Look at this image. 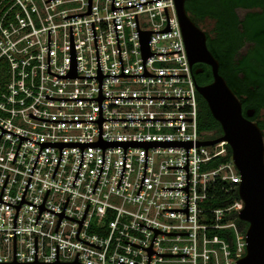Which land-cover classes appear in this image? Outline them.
Returning a JSON list of instances; mask_svg holds the SVG:
<instances>
[{"label":"built area","instance_id":"1","mask_svg":"<svg viewBox=\"0 0 264 264\" xmlns=\"http://www.w3.org/2000/svg\"><path fill=\"white\" fill-rule=\"evenodd\" d=\"M148 0H114L121 7ZM112 0H0V126L36 141H98V122H57L46 119H98V100H58L45 98L98 97V78H60L70 66V25L72 26L78 76L97 75V57L91 21L94 23L101 71L122 72L114 21L125 74L144 72L135 14L140 30H163L167 9L171 31L151 32L152 54L145 68L151 74L186 76H103V96H191V98H103L104 118H192V120H103L104 140H212V132H199L198 91L194 82L174 0H156L112 10ZM50 29V71L48 73V30ZM0 127V194L13 205L21 202L41 144L23 139L13 162L20 137L2 132ZM227 141L188 148L189 220L185 212V147H148L145 176V147H42L24 199L82 219V225L68 217L22 202L17 208L0 202V262L14 260V219L16 216V262H34L35 236L38 260L83 264H148V248L153 229L188 234L157 233L152 245L160 253L150 254V264H236L246 254V232L237 219L243 207L239 195L225 208L212 202L219 191L239 194L240 172L227 153ZM217 162V163H216ZM78 237L90 243L79 240ZM232 230L228 241L214 234ZM233 241V242H232ZM10 264V263H0ZM33 264V263H26Z\"/></svg>","mask_w":264,"mask_h":264},{"label":"water","instance_id":"2","mask_svg":"<svg viewBox=\"0 0 264 264\" xmlns=\"http://www.w3.org/2000/svg\"><path fill=\"white\" fill-rule=\"evenodd\" d=\"M47 1L49 0H45V2ZM152 1H156V0H148V1H143L139 3L121 6V7H115L114 0H112L111 8L112 10L121 9V8L131 7V6H135V5H139L143 3L152 2ZM91 2L92 0H88V11L87 12L67 15V16H64L63 18L92 13ZM174 2H175L177 14H178L179 22H180V27H181L193 79H194L193 67L195 64L206 63L211 67L212 75H213V80L211 83H208L206 85H199L197 82H195V79H194V82L196 84L198 93L206 100L214 118L220 123L222 127V131H223L221 136L215 139H212V140H202V141H198V140H104L102 138V121L103 120H192V118H104L102 116V99L103 98H191V96H103L102 95V77L103 76H186V74H151L145 68V61L149 55L169 54V53L180 51V49L170 51V52H151L150 51V33L151 32L171 31V26H170L166 7H164V9H165L166 17H167V26L163 30H140L138 26L137 14H135L136 26H137V32H138V38H139V44H140V50H141V55H142L143 68H144V72L142 74H125L124 73L115 18H113V21H114V27H115V33H116V39H117V45H118V51H119L121 69H122V72L120 74H103L102 73L93 21H91V24H92V30H93V36H94V42H95L96 57H97V75L96 76H78L77 75V58H76V50H75V44H74V38H73V32H72L71 25H70L69 72L66 74H61V75H56L55 73L51 72L50 71V29L48 30V73L56 75L60 78H98V97L57 98V97H52L46 94L45 98L58 99V100H98V119H46V118L37 117L33 115L32 113H29V116L37 118V119H41V120L57 121V122L96 121L98 122V130H99L98 141H36L31 138L8 131L0 126L2 128L1 134L4 132H9V133L15 134L20 137V141H19L16 153L14 156L13 162L15 160V157L17 155V152L19 150V147L23 139H29L31 141L41 144L40 151L42 147H58L60 149V156H59L53 177L55 176L57 167L59 165V162L62 156L63 147H80L81 148V162L79 164L74 181L72 183L73 185L76 180L77 174L79 172L81 163L83 161V149L85 147H102L103 157H102L101 169L99 171V174L96 179L92 192H94V189L96 187L97 181L99 179V176L103 168L105 147L121 146L124 148L123 169H122V173H121L120 179L117 184V188L119 186V183H120V180L123 174V170H124L126 149L128 147H135V146L145 147L144 172H143V177H142L137 195L139 193L140 187L142 185V182L145 176L148 147H185L186 148V165L185 166H168L167 168H185L186 169V180H187L186 187H165V188H162V190H186V193H187L186 209H164V210H167L170 212H185L187 214V220H189L188 148L191 146H196V145L210 146V145H214L221 141H227L228 145L231 147V150H232V160L234 161L241 175V183L239 185V195L243 201V207L241 211L239 212L238 217L239 219L248 222V228L246 230V243H247L246 254L242 256L241 258H239L236 261V264H264V140H263L262 131L256 123L248 120L243 115L242 104L239 98L236 96L235 92L230 88L225 78L220 74L219 72L220 63L207 46L206 32L202 30L191 19V17L189 16L186 10V7H185L186 0H174ZM200 71H202V69L196 70V72H200ZM40 151H39V154H40ZM39 154L37 156V159L39 157ZM37 159H36V162H37ZM36 162H35V165H36ZM34 167H33V170H34ZM33 170H32V173H33ZM31 175H30V178H31ZM8 176L6 178V181L8 179ZM30 178H29V181H30ZM6 181H5V184H6ZM28 183H27V186H28ZM5 184L3 186L2 192L4 190ZM27 186H26V189H27ZM25 191H24V194H25ZM48 191L49 189L47 190L44 200L40 205H37V204H34L32 202L25 200L24 194H23L20 204L13 205L5 200H2L1 198L2 192L0 194V202H5L7 204L15 206L17 208V213H18L19 207L22 202H26L34 206H37L39 208V213L36 218L35 224L37 223L42 210H48L55 214H58L59 221H58L55 231H57V228L59 226V223L62 217H68L72 220L79 222L80 227H81L89 204L86 207V210L84 212L82 219L77 220L75 218H72L64 214V209L66 207L69 197H67L64 207L62 211L60 212H56L54 210L46 208L44 206V202L47 197ZM17 213H16V216H17ZM16 216L14 219V260L11 262H0V263L83 264V263L77 262L79 253H77L75 261L73 262L60 261L59 255H58V245H56V261L55 262L39 261L38 260L37 236H35V260L34 262H16ZM139 224L154 230L155 235L152 239L150 246L148 248H145L137 244H134L132 242L126 241V240L125 242L148 250V264H150V254L151 253H157L162 256L189 255V254H177V253H160L152 249V245H153V242L155 240L157 233L188 234V232L166 233V232L157 230L155 228L149 227L147 225H144L142 223H139ZM80 227L78 229L76 237L79 240L90 243L78 237ZM90 244L95 245L93 243H90ZM95 246L100 247L98 245H95ZM119 262L123 264H127L121 261Z\"/></svg>","mask_w":264,"mask_h":264},{"label":"trees","instance_id":"3","mask_svg":"<svg viewBox=\"0 0 264 264\" xmlns=\"http://www.w3.org/2000/svg\"><path fill=\"white\" fill-rule=\"evenodd\" d=\"M185 7L193 21L194 14H197L201 19L210 17L220 22L224 34L220 43L215 37L214 30L207 34V46L220 63V74L225 78L233 91H236L238 88L239 93H250V100L253 95L255 99L254 103L257 101V98L262 100V90L264 89V10L249 13L242 20L236 16L234 10L238 7L264 9V0H186ZM245 39L253 41L256 44L255 49L241 60H236L235 58L243 47ZM203 67L204 73L201 76L196 75V66L193 68L194 79L200 85L213 80L211 67L207 65H203ZM240 73H244L246 78H240ZM254 83H259L260 89L252 93L249 90V85ZM198 101L199 132H212L216 136H221L223 131L220 123L214 118L206 100L199 93ZM261 104L263 105L264 102ZM259 106H257L258 109L260 108ZM231 157L232 150L227 145L226 155L217 162L229 160ZM238 197V193L230 194L225 191H219L216 194V198L210 203L214 207L225 208L230 206L234 199ZM237 223L240 229L246 232L248 222L238 218ZM214 235L225 238L228 241L234 238L232 230H219Z\"/></svg>","mask_w":264,"mask_h":264},{"label":"flooded vegetation","instance_id":"4","mask_svg":"<svg viewBox=\"0 0 264 264\" xmlns=\"http://www.w3.org/2000/svg\"><path fill=\"white\" fill-rule=\"evenodd\" d=\"M264 9L261 8H242V7H238L235 8V14L237 17H239L240 20L244 19L249 13H253L255 11H262ZM240 12H242V16L240 15ZM205 20L211 21L213 22V27L212 30H214V34L215 37L217 39V41L220 43L224 34L222 31V27L220 25V22L217 19H212L210 17H205L204 19H201L199 17V15L194 14V21L195 23L206 32V34H208L209 32L206 31L202 26L201 23ZM219 22V24H218ZM208 39V37H207ZM256 44L253 41H248L245 39V43L243 45V47L239 50L238 55L236 56V60H241L243 57H245L246 55L250 54V52H252L255 49ZM221 50H223V48H221ZM202 64V65H199ZM203 65H207L206 63H197L194 66H196L197 70L198 69H202V71L200 72H196V75L201 76L204 73V67ZM210 67V66H209ZM194 68V67H193ZM239 77L242 79H245L246 76L244 73H240ZM196 82V81H195ZM212 81H208L206 84L211 83ZM204 84V85H206ZM200 85V84H199ZM260 84L259 83H254V84H250L249 85V90L252 93L257 92L260 88H259ZM241 87V86H240ZM236 96L239 98L241 104H242V112L243 115L250 121L256 123L261 131H262V135H263V140H264V104L262 105L261 103L264 102V89L262 90L263 93V99L260 100L257 98V101L254 103V97L253 95L251 96L252 99L250 100V96L247 93H239L238 88L236 89V91L234 90ZM258 105H260L259 109H258ZM258 110V111H257ZM222 128V127H221Z\"/></svg>","mask_w":264,"mask_h":264},{"label":"rangeland","instance_id":"5","mask_svg":"<svg viewBox=\"0 0 264 264\" xmlns=\"http://www.w3.org/2000/svg\"><path fill=\"white\" fill-rule=\"evenodd\" d=\"M240 15L242 16V12H240ZM201 26L206 30L208 31L209 33L212 32V27H213V22L211 21H208V20H205L201 23Z\"/></svg>","mask_w":264,"mask_h":264}]
</instances>
